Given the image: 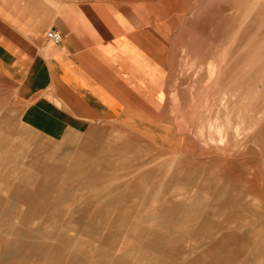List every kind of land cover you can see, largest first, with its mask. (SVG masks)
I'll return each mask as SVG.
<instances>
[{
    "label": "rangeland",
    "instance_id": "obj_1",
    "mask_svg": "<svg viewBox=\"0 0 264 264\" xmlns=\"http://www.w3.org/2000/svg\"><path fill=\"white\" fill-rule=\"evenodd\" d=\"M84 2L109 7L142 39L146 51H150L163 67L164 101L158 108L148 110L147 117L143 116L141 120L143 123L134 127L102 122L86 132L70 133L64 139L51 140L20 120L25 106L23 92L2 77L0 126L6 123L13 138L11 147L0 149V176H8L15 181L32 154L50 155L51 161L46 164L50 169L70 167V173L56 172L50 176L54 188L46 189L51 195H43L42 202L44 209L52 204L57 207V203L59 208L44 210L45 222L40 226L53 223L46 221L48 219H66V207L75 209L73 211L79 215L87 213L90 210L85 209V199L90 194L83 186L86 178L82 170L73 168L75 164L71 157L77 156L86 134L98 131L104 139L121 140L131 145L129 151L123 154L126 160L138 163L151 161L147 167L125 175V179L139 176L148 168H160V162L172 157L179 160L182 166H188V172L194 176V183L186 188L188 193L172 198L177 203H194L197 212L175 213L153 223L141 221L150 217L148 210L163 201L162 197L152 199L147 196L152 190L149 186L136 197L125 187L121 189L118 194H122L125 200L120 207L106 201L92 202L93 207H100V214L107 215L81 218L80 222L122 219L121 223L99 225L102 230L98 236L105 240L126 235L119 241L118 248L111 250L113 256L124 259L125 264H134L135 259L151 254L149 249L141 248L139 238L133 237L130 228L139 226L143 234L160 233L170 243L178 242L182 248H187L195 236L202 238V247L186 257L185 263L213 248L214 242L227 233L238 235L236 242L243 243L246 248L236 244L226 252L236 257L235 262L249 258L247 252L255 247L257 240L261 239L260 243L264 244V0ZM64 154L68 158L61 161L59 157ZM117 157L114 153L109 159L92 158L76 165L98 173L101 170L96 166L103 163L116 165L119 162ZM167 169L169 167L162 166V173L153 178L156 183L161 176L169 175L170 170ZM125 171L127 169H123ZM177 174L182 176L184 173ZM38 177L40 174L36 175ZM169 190L182 191L176 185ZM0 197L4 204L0 207L2 213L8 209L10 202L7 201V191L0 190ZM237 203L245 204L246 211L233 207ZM25 207L22 204L16 207V211H23ZM235 213L239 217L248 213L251 222L243 226H223L228 215ZM207 222H220L218 232L211 238H206L204 224ZM12 223L18 225L19 220L12 217ZM93 225L96 224L90 226ZM154 225L157 227L150 229ZM9 228L8 221L0 222V236L6 243L17 238L8 233ZM58 229L64 231L67 227ZM50 230L45 228L47 232ZM252 230L258 233L257 237L249 236ZM43 231L40 228L39 232ZM72 234L75 235L74 232ZM99 245L97 241L82 238L69 246V251L76 254L73 261L67 257L56 259L47 256L46 260L40 259L35 264H90L92 258L100 259L98 255L105 250ZM21 246L22 242L15 247L19 253L24 252ZM89 246L96 251L95 256L88 254ZM3 248L0 247V256ZM161 257L157 255L155 260ZM209 258H204L203 262L214 264ZM30 261L26 260L25 264ZM8 262L13 261L9 259ZM136 264L151 262L139 260Z\"/></svg>",
    "mask_w": 264,
    "mask_h": 264
},
{
    "label": "crops",
    "instance_id": "obj_2",
    "mask_svg": "<svg viewBox=\"0 0 264 264\" xmlns=\"http://www.w3.org/2000/svg\"><path fill=\"white\" fill-rule=\"evenodd\" d=\"M50 29L60 33V43L46 38ZM2 77L9 79L23 92L25 106L20 113V120L51 140L64 139L70 133L86 132L102 122L134 127L143 123L141 120L143 116L147 117L148 110L158 108L164 101L163 67L150 51H146L142 39L109 7L96 6L84 0H0V81ZM12 138L8 125H1L0 149L11 147ZM130 146L125 141L104 139L98 131L86 134L77 156L71 157V160L75 164L73 168L82 170L86 178L83 186L90 195L85 199V209L90 211L79 215L73 211L75 209L66 207V219H48L46 221L53 223L48 226L43 224L44 228L40 226L45 222L43 211L59 208L57 203V207L52 204L44 209L42 202L43 195H51V192L46 191L53 187L50 176L56 172L69 175L70 167L50 169L46 165L51 161L50 155L43 157L34 153L25 163L26 166L21 167L15 181L1 175L3 187L0 190L7 191V201L10 203L8 209L0 213V222L8 221V233L17 238L6 243L3 236H0V247H5L0 256V264H25L26 260L32 261L27 264H35L40 259L46 260L47 256L56 259L67 257L73 261L76 254L69 251V246L82 238L97 241L99 247L105 249V253L98 255L100 259L92 258L90 264H125L124 259H118L110 252L118 248L119 241L126 235L110 237L108 240L98 236L102 230L99 225L121 223L122 219L80 222L81 218L107 215L100 214V207H93L92 202L106 201L119 207L123 205L125 197L118 193L124 187L136 197L149 186L152 188L147 195L149 198H163L158 206L147 211L150 217L142 218L141 221L153 223L154 220L175 213L197 212L194 203H177L172 198L175 195H186L187 186L194 183L193 174L188 172L189 167L182 166L173 157L160 162V168H148L139 176L125 179V175L151 164V161L138 163L126 160L123 154L129 151ZM114 153L119 162L116 165L99 164L96 167L101 172L98 173L76 165L92 158L109 159ZM67 158L66 154L59 157L61 161ZM162 166L169 167L167 170L170 173L161 176L156 183L153 178L162 173ZM123 169L127 171L123 172ZM33 171L35 174L31 173ZM177 172L184 174L181 176ZM38 174L40 177L36 178ZM173 185L180 186L182 191H167ZM22 204L26 206L25 209L16 211V207ZM2 205L0 197V207ZM235 206L246 211L245 204L237 203ZM12 214V217L19 220L18 225L12 223ZM227 218L223 226H243L251 222L248 213L241 217L235 213ZM219 223L204 224L207 228L206 238L218 232ZM92 224L96 225L90 226ZM61 226L67 229L60 231L58 228ZM156 227L154 225L150 229ZM40 228L44 230L43 233L39 232ZM45 228H50V232L45 231ZM130 230L133 237L139 238L141 248L149 249L152 254L135 259L134 264L139 260L151 264H205L203 261L206 257H210L214 264H264V244L260 243L261 239L247 252L249 258L235 262L236 257L226 250L236 244L242 249L246 246L236 242L238 235L227 233L214 242L213 248L206 249L200 256L185 263L186 257L202 247L203 239L199 236H195L187 248H182L178 242L170 243L160 233L145 235L139 226H132ZM249 236L257 237L258 233L252 230ZM21 242L23 253L15 249ZM87 251L90 256L96 254L90 246ZM157 255L162 257L155 260ZM9 259L13 262H8Z\"/></svg>",
    "mask_w": 264,
    "mask_h": 264
},
{
    "label": "built area",
    "instance_id": "obj_3",
    "mask_svg": "<svg viewBox=\"0 0 264 264\" xmlns=\"http://www.w3.org/2000/svg\"><path fill=\"white\" fill-rule=\"evenodd\" d=\"M46 38H48L49 41L51 40L54 43H60L62 40L60 33L55 29H50V31H48L46 34Z\"/></svg>",
    "mask_w": 264,
    "mask_h": 264
}]
</instances>
